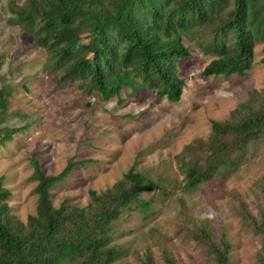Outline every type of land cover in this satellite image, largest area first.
Segmentation results:
<instances>
[{
    "label": "trees",
    "instance_id": "obj_1",
    "mask_svg": "<svg viewBox=\"0 0 264 264\" xmlns=\"http://www.w3.org/2000/svg\"><path fill=\"white\" fill-rule=\"evenodd\" d=\"M5 7L6 23L28 34L44 51L41 72L55 84H75L102 101L118 98L124 89L129 95L144 89L169 103L178 102L184 83L176 63L189 57L184 41L211 57L201 71L204 78L245 76L256 42L261 44L259 62L264 66V0H25ZM3 64L0 54V69ZM11 91L1 79L0 146L17 132L1 125ZM13 115L25 118L17 111ZM263 143L264 87L249 92L227 120L211 121L204 141L184 147L181 157L190 163L180 169L182 190H193L237 167ZM29 165L36 206L24 222L10 214L9 193L0 181V264H114L118 254L108 246L109 225L131 204L147 206L138 199L152 188L143 175L129 170L111 188L88 191L84 207L64 200L55 208L49 189L75 163L66 164L56 176L46 175L32 157ZM254 186L264 199V177ZM238 205L235 213L242 226L260 240L255 264H264V211L257 207L254 217L241 201ZM185 213L180 203L179 223L187 218ZM186 223L185 240L205 249L213 264H229L230 245L223 237L213 236L209 227ZM149 236L163 264H178L166 238L155 230ZM139 264L154 263L146 254Z\"/></svg>",
    "mask_w": 264,
    "mask_h": 264
},
{
    "label": "rangeland",
    "instance_id": "obj_2",
    "mask_svg": "<svg viewBox=\"0 0 264 264\" xmlns=\"http://www.w3.org/2000/svg\"><path fill=\"white\" fill-rule=\"evenodd\" d=\"M10 1L20 6L25 0H0V54L4 55L0 81L12 89L1 125L17 129L0 146V181L9 193L10 214L21 222L34 214L35 183L28 180L31 157L50 176L75 163L49 189L55 208L64 200L82 208L88 191L109 189L132 170L152 188L138 197L146 207L133 203L110 223L108 246L118 254L114 264H139L146 254L154 264H163L150 230L166 238L178 264H213L205 249L185 240L188 221L198 228L209 227L213 236L226 240L229 264H255L260 240L242 226L235 212L238 201L254 217L257 207L264 211V199L254 186L264 177V143L237 167L193 190H182L180 169L190 163L181 157L185 146L204 141L211 121L227 120L249 92L264 87L261 44H254L252 66L245 76L204 78L201 71L211 57L184 41L189 57L176 63L184 83L178 102L169 103L144 89L131 95L124 89L118 98L102 101L75 84H55L40 71L44 51L33 45L28 34L6 23L5 6ZM15 111L25 118L14 116ZM180 203L186 225L177 218Z\"/></svg>",
    "mask_w": 264,
    "mask_h": 264
}]
</instances>
